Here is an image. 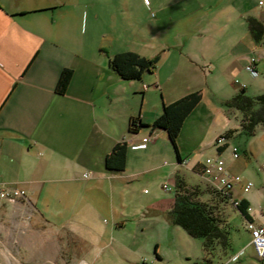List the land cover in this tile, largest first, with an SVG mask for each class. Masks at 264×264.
Returning <instances> with one entry per match:
<instances>
[{
  "label": "rangeland",
  "instance_id": "1",
  "mask_svg": "<svg viewBox=\"0 0 264 264\" xmlns=\"http://www.w3.org/2000/svg\"><path fill=\"white\" fill-rule=\"evenodd\" d=\"M259 1L264 0H59L64 12L70 11L79 17V30L85 32L84 38L89 43L96 45V58L100 63L107 64L108 58L127 51L148 59L159 57L152 73L147 72L139 81L121 82L112 75L111 106L116 129H126V117L131 114L152 115L154 108H161L165 98H178L188 89L200 90L201 104L186 119L177 139L180 157L188 159L192 165L196 160L204 161L217 154L215 140L232 131V137L227 139L229 147L221 158L229 174L242 176L253 184L249 195L262 191L264 125H258L253 136L241 133L242 114L225 108L223 100L232 98L235 92L237 95L241 86L246 87V96L264 94V66L263 70L257 67L255 77L244 69L245 60L262 55L261 51H249L245 42L248 17L264 13ZM207 62L216 66L214 73L207 74L208 78L205 77ZM231 65H236V74L229 69ZM106 71L104 68L102 73L107 74ZM156 76L159 83L155 81ZM142 86L148 91L142 90ZM154 132L157 140L148 142L149 150L143 155L142 165L154 170L145 176L119 179L115 183L118 188L113 195V205L123 208L129 218L125 228L129 234L126 238L129 251L124 264H261L248 244L250 237L243 228L244 218L229 204L224 211L228 246H216L210 254L202 250L201 240L190 238L180 227L171 226L167 230L163 226L159 231L156 222H148L152 223L150 226L140 222L149 220L141 213L147 204L173 198L172 172L183 177L189 186L205 187L207 183L178 164L175 148L164 131ZM232 146L239 151L236 160L231 158ZM132 165L130 168L134 167ZM164 184L170 187V192L163 190ZM256 208L252 205L251 213ZM70 215L67 213L65 219ZM16 219L28 223L30 212L27 208L17 212ZM103 220L110 223L107 216ZM9 226L7 219L0 218V264H84L72 259L73 243L66 235L53 234L49 258L45 261L35 236L34 243H28L22 230L13 233ZM156 241L159 248L154 252ZM108 249L103 256L99 253L97 264H109L105 260L113 255ZM85 251L84 245L76 244L73 256H84ZM238 253L241 255L232 260ZM156 254L162 257L161 261Z\"/></svg>",
  "mask_w": 264,
  "mask_h": 264
},
{
  "label": "crops",
  "instance_id": "2",
  "mask_svg": "<svg viewBox=\"0 0 264 264\" xmlns=\"http://www.w3.org/2000/svg\"><path fill=\"white\" fill-rule=\"evenodd\" d=\"M62 8L59 0H0V187L26 193V199L0 200V218L9 221L11 232L22 230L28 243H34V236L38 239L42 260L48 261L49 244L56 234L71 238L72 259L78 262L97 264L99 253L103 256L110 247L108 251L113 256L105 261L124 264L129 251L126 241L129 234L125 231L129 218L123 208L113 205L118 188L115 183L154 170L142 166L143 155L151 143L145 141L151 134L145 125L161 114L162 106L154 108L150 116L144 113L137 116L143 126L136 133L129 132V118L136 117L133 114L126 117V129H116L110 88L114 72L96 58V45L89 43L84 38L85 32L79 30V17ZM250 17L260 21L264 29V13ZM245 42L252 53L261 51L263 56L256 58V70L257 67L263 70L264 42H256L249 32ZM245 61L244 69L249 60ZM232 66L229 69L236 74V65ZM66 68L73 70V76L66 93L58 95L55 92L58 77ZM104 68L107 74L102 73ZM206 69L208 78L207 74L214 73L216 66L207 62ZM155 81L159 83V76ZM196 90L188 89L178 98ZM235 95L236 92L231 97ZM178 98H165L164 102L168 104ZM226 100L229 98L223 102ZM119 122L122 123L121 118ZM120 142L128 148L126 167L121 172L108 171L104 168L105 157ZM180 160L178 164L185 161L188 166L184 167L190 170L203 162L196 160L192 165L188 159L180 157ZM132 164L134 167L130 168ZM225 168L228 171L226 165ZM84 174L88 177L84 178ZM171 174L173 177L175 173ZM241 179L242 184L249 182L242 176ZM261 185L262 191L254 195L244 193L240 185L234 193L237 200L247 201L249 208L257 207L249 213L256 221L260 220V207L264 206V180ZM171 205L172 199L147 204L141 213L149 220L140 222L149 226L152 223L148 222H156L159 231L163 226L171 229L173 225L164 216ZM26 208L30 212L28 223L16 219L17 212ZM67 213L71 215L65 219ZM105 216L110 223L103 220ZM60 219L65 220L59 223ZM246 221L243 228L253 249ZM76 244L86 247L84 256H73ZM154 247L157 252L159 241L154 242ZM156 258L162 260L158 254Z\"/></svg>",
  "mask_w": 264,
  "mask_h": 264
},
{
  "label": "trees",
  "instance_id": "3",
  "mask_svg": "<svg viewBox=\"0 0 264 264\" xmlns=\"http://www.w3.org/2000/svg\"><path fill=\"white\" fill-rule=\"evenodd\" d=\"M247 23L248 32L253 39L256 42L260 40L264 42V29L261 22L253 17H248ZM158 61L159 57L157 56L153 59H148L136 52L127 51L108 58L107 66L123 81L131 82L141 80L144 74L155 69ZM72 76V69L66 68L61 71L55 88V92L58 95L66 93ZM201 100L202 93L200 90H196L168 104L163 102L161 114L150 125H145L150 128L151 132L162 130L166 133L168 140L175 148L178 162H181V160L177 148V139L186 119L200 104ZM223 103L225 108L235 109L242 114L239 125L241 133L253 136L256 127L264 125V94L256 97L246 96L244 87L241 88L237 95ZM140 126L143 125L139 122L138 117L129 118V132L136 133ZM232 134L233 132L231 131L224 136H220L225 139V143L221 147H216L218 154H222L229 147L227 139L232 137ZM127 152L126 143H116L111 152L105 157L104 168L108 171H124L127 162ZM202 164H198L191 169L192 172L201 178H203ZM171 181L174 188V196L171 208L164 216L171 225L183 229L190 238L201 240L202 250L207 254H210L216 246H221L222 248L228 246V233L224 217V211L228 204L236 209L247 221L251 219L248 212L249 204L245 200H239V204L233 206L218 191L212 187H207L209 186L207 183L205 187L199 185L189 186L178 173L173 175Z\"/></svg>",
  "mask_w": 264,
  "mask_h": 264
},
{
  "label": "built area",
  "instance_id": "4",
  "mask_svg": "<svg viewBox=\"0 0 264 264\" xmlns=\"http://www.w3.org/2000/svg\"><path fill=\"white\" fill-rule=\"evenodd\" d=\"M262 4L263 3H260L261 6ZM256 63V58H250L248 64L245 67V70L254 77L258 75L256 70ZM234 83L239 85V83L236 81ZM241 87L243 88L244 86ZM142 90H147V88L145 86H142ZM156 139L157 134L153 131L145 141L153 143L156 141ZM224 143L225 139L223 137H218L215 140L216 147H221L222 145H224ZM238 153L239 151L237 147L232 146L231 157L233 159H237L239 157ZM182 163L183 166H188L185 161H182ZM202 163L203 179L210 185V187H212L220 194H222L226 199H228L233 206H237L239 204V200L236 199V196L234 194L236 191V186L240 185L244 193L249 192L253 187V184L251 182L242 184V179L240 176L229 174L226 171L225 162L220 155L206 157ZM83 177L87 178L88 174H84ZM4 188L5 187H0V200L14 202L16 201V199H26V193L23 190L15 189L7 191V189ZM163 190L165 192H169L170 188L167 184H164ZM248 212L251 213V207L248 209ZM259 217V221H256L254 219L246 221V229L251 235V245L253 246L257 259L262 264H264V206L260 207L259 209Z\"/></svg>",
  "mask_w": 264,
  "mask_h": 264
}]
</instances>
